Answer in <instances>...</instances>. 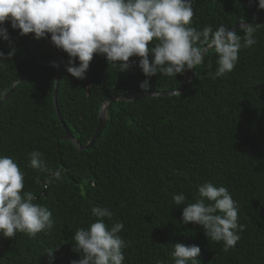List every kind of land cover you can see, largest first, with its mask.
Here are the masks:
<instances>
[{"label":"trees","instance_id":"obj_1","mask_svg":"<svg viewBox=\"0 0 264 264\" xmlns=\"http://www.w3.org/2000/svg\"><path fill=\"white\" fill-rule=\"evenodd\" d=\"M193 9L191 26L197 29L230 28L264 15L258 0H194ZM252 25L257 43L239 51L227 76L213 78L217 55L209 49L180 95L109 102L97 138L77 150L63 138L55 104L69 132L85 144L107 97L180 90L184 74L148 78L137 66L138 57L119 71L94 54L86 77L77 79L67 72L69 58L50 34L19 35L6 22L13 43L0 39V51H16L0 62V97L35 62L56 58L60 69L56 84L53 65L32 69L0 102V156L14 158L24 173L23 191L47 206L55 221L50 232L35 237L0 236V264H49L50 251L53 264L79 260L73 235L95 222L93 206L111 211V218H104L108 228L123 223L118 233L128 243L123 264H174L177 242L200 247L196 264H264V21ZM145 79L147 90L140 87ZM34 150L49 172L28 166ZM56 170L61 179L45 189L43 183ZM209 182L228 189L238 205V223L245 225L227 252L223 242L206 237L201 225L181 223L185 205L196 202L199 186ZM181 193L185 205L174 204L173 196Z\"/></svg>","mask_w":264,"mask_h":264},{"label":"clouds","instance_id":"obj_2","mask_svg":"<svg viewBox=\"0 0 264 264\" xmlns=\"http://www.w3.org/2000/svg\"><path fill=\"white\" fill-rule=\"evenodd\" d=\"M194 0H0V39L12 44L6 22L19 30V35L33 34L35 39L48 37L55 47L68 56L67 72L84 79L94 54L102 55L108 64L128 70L138 57V67L145 77L157 74L175 77L204 63L207 49H214L217 68L213 78L231 73L239 60L242 48L257 43L253 25L241 23L239 35L228 26L197 29L192 25ZM264 10V0H258ZM155 41V43H153ZM16 49L7 54L0 51V62L11 58ZM77 61L79 63L77 64ZM53 67H58L53 62ZM211 68V62L208 64ZM140 87L147 90L149 80ZM176 92V91H175ZM180 95L179 92H176ZM28 166L49 172L42 154H28ZM61 179V171L51 172L43 183L46 189ZM24 173L10 156H0V236L14 238L17 232L35 237L50 232L55 221L45 205L34 203L32 192L23 191ZM196 202L185 205L183 193L173 196L174 204H184L181 223L201 225L207 238L223 242L225 252L234 248L245 225L238 223V205L224 186L205 183L198 188ZM209 202V203H206ZM91 214L97 218L87 228H79L73 235V251L80 256L71 264H123V249L128 243L118 234L122 222L106 226L104 218L112 213L93 206ZM53 251L49 264H53ZM201 249L198 245L175 243L171 257L174 264H196Z\"/></svg>","mask_w":264,"mask_h":264},{"label":"water","instance_id":"obj_3","mask_svg":"<svg viewBox=\"0 0 264 264\" xmlns=\"http://www.w3.org/2000/svg\"><path fill=\"white\" fill-rule=\"evenodd\" d=\"M264 21V15L259 17V18H256L255 20L253 21H250V22H243L245 24H256V23H260V22H263ZM240 25L241 23H238L230 28H228L229 30H239L240 29ZM209 49H207L208 51ZM53 62L58 65V67H56L57 69V76H56V80H55V84H56V81H57V77H58V71L60 69V63L58 61V59L56 58H53V59H48V60H43V61H38V62H35L33 63L32 65H30L26 70H24L20 75L19 77L13 82V84L7 89V91L0 97V102H2L4 99H6V97L12 92L13 88L15 87V85L28 73L30 72L32 69L40 66V65H53ZM191 75V70H187L185 73H184V86L182 89L180 90H173V91H162V92H155V91H150V92H142V93H136V94H122V95H112V96H109L107 97L100 109H99V113H98V122H97V127L94 131V133L92 134L91 138L88 140L87 143L85 144H80L73 136L72 134L69 132V130L67 129V127L65 126L63 120L61 119L60 115H59V112L57 110V107H56V104H55V100H54V108H55V112H56V116L57 118L59 119V121L61 122V125L63 126L64 128V131H65V135H64V139L65 140H68L71 144H73L75 146V148L77 150H81V149H86V148H89L93 142L95 141V139L97 138L98 134L100 133V131L102 130L103 128V125L105 123V120H106V108H107V104L113 100H119V101H132V100H135V99H138V98H141V97H148V96H159V95H163V96H166V95H172V94H176V92H182L183 90L186 89L187 87V84H188V81H189V77ZM176 91V92H175Z\"/></svg>","mask_w":264,"mask_h":264}]
</instances>
